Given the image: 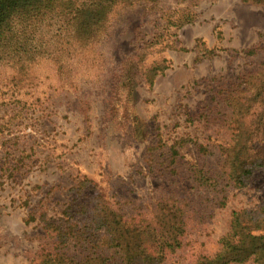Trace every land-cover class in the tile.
<instances>
[{"label":"rangeland","instance_id":"1","mask_svg":"<svg viewBox=\"0 0 264 264\" xmlns=\"http://www.w3.org/2000/svg\"><path fill=\"white\" fill-rule=\"evenodd\" d=\"M58 13L37 23L28 52L0 55V264H34L49 243L45 221L95 193L129 209L166 193L205 199L193 168L217 170L233 127L254 130L264 112L263 4L119 3L85 33ZM255 91L260 101L248 100ZM226 191L163 264L216 252L232 210L264 200V167Z\"/></svg>","mask_w":264,"mask_h":264},{"label":"trees","instance_id":"2","mask_svg":"<svg viewBox=\"0 0 264 264\" xmlns=\"http://www.w3.org/2000/svg\"><path fill=\"white\" fill-rule=\"evenodd\" d=\"M135 1L139 0H0V55L28 52L34 27L50 14L65 15L69 11V24H79L83 33L93 32L113 6ZM243 1L264 5V0ZM147 81L152 84L153 77ZM262 95V91H255L248 100L260 101ZM261 110L264 111L263 104ZM260 116L254 130L242 132V128L233 127L231 144L222 147L217 170L210 173L193 168V181L206 194L205 199L194 201L166 193L157 198L153 208L129 209L115 207L109 199L95 193L91 205L80 203V210L70 205L60 222L45 221L49 243L34 264H163L170 253L184 246L189 221L209 208L225 205L227 187L247 186L255 171L264 167V146L253 147L257 136L264 141V112ZM256 129L258 133L254 132ZM172 154L175 156L177 150ZM87 183L85 177L80 180L76 193L81 194ZM247 261L264 264V200L257 209H233L228 231L220 238V248L213 254L197 255L191 264Z\"/></svg>","mask_w":264,"mask_h":264}]
</instances>
